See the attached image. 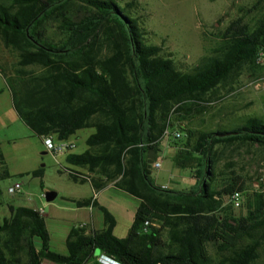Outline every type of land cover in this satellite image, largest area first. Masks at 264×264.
Wrapping results in <instances>:
<instances>
[{"label":"trees","instance_id":"1","mask_svg":"<svg viewBox=\"0 0 264 264\" xmlns=\"http://www.w3.org/2000/svg\"><path fill=\"white\" fill-rule=\"evenodd\" d=\"M259 8L264 0L249 13ZM138 13L135 0H0V44L18 56L14 73L2 71L20 119L43 140L94 129L87 150L67 156L92 176L71 171L70 178L81 184L91 178L97 191L114 184L140 200L127 237L115 236V216L100 207L104 228L73 227L67 254L51 249L38 210L10 206V216L0 218V264H103L102 256L119 264H264V176L247 195L246 214H237L230 197L247 193V182L232 163L218 171L214 151L219 144L258 146L264 161V120L231 114L222 121L230 128L193 126V115L210 108L222 88L233 90L245 69L264 72L256 63L264 14L254 24L233 21L218 46L184 71L163 44L148 42ZM168 128L184 134L169 140L177 148L174 166L197 182L189 190L153 180ZM6 177L0 144V179ZM72 201L96 205L93 198Z\"/></svg>","mask_w":264,"mask_h":264},{"label":"rangeland","instance_id":"2","mask_svg":"<svg viewBox=\"0 0 264 264\" xmlns=\"http://www.w3.org/2000/svg\"><path fill=\"white\" fill-rule=\"evenodd\" d=\"M135 1L138 14L143 17L148 31V42L163 44L165 51L173 55L178 67L184 71L192 69L203 56L218 46L222 34L233 21L243 18L245 22L254 24L264 14L262 8L249 13L258 0ZM17 62L16 52L0 44V144L8 171V177L0 179V218L10 215V206L39 211L45 209L44 216L52 236V246L59 252H66L68 230L80 219L76 217L79 211L70 199L89 198L95 194L90 183H76L70 178L71 171H81L82 168L70 165L67 156L84 153L87 150L86 140L95 130H80L65 141L54 136L56 145L70 144L75 147L60 155L48 151L44 140L34 135L15 109L6 74L14 73ZM28 70L39 71V68L29 67ZM234 89L232 92L223 90L225 98L213 102L214 109L204 117H197V123H201L200 119L203 118L207 121L220 107L234 101L236 104L246 105L238 115L248 114L264 120V72L245 69ZM256 150L253 149L254 155H248L246 148L218 147V171L226 170L228 164L232 163L249 189L244 193L242 207L236 209L237 214H246L247 195L258 189L257 181L264 176V162H258ZM161 161L162 167L154 169V177L170 185L171 179L181 175L183 171L175 168L168 158L164 157ZM35 171H42L43 175L34 176ZM16 183L22 185L21 193L10 195L8 189ZM186 185L187 183L179 186L172 184V187L182 188ZM49 192L57 193V198L48 201L46 194ZM98 193L107 209L119 219L120 226L125 223L126 218L134 220L140 205L139 199L117 187L105 188ZM95 216V229H102L104 215L99 208L95 210Z\"/></svg>","mask_w":264,"mask_h":264},{"label":"crops","instance_id":"3","mask_svg":"<svg viewBox=\"0 0 264 264\" xmlns=\"http://www.w3.org/2000/svg\"><path fill=\"white\" fill-rule=\"evenodd\" d=\"M240 81V79L238 80V82ZM238 82L237 83H235L234 85H233V87L235 88V85H237L238 84ZM223 90H226L227 92H232V91H234L235 89H233V90H231L230 89V87L229 86H226V88H222V90H221V95H220V98H216V99H214L213 100V102H216V101H220V100H222V99H224L225 98V96H224V94H223ZM212 102V103H213ZM212 103L210 104L211 105V107L210 108H208L206 111H204L203 113H197V114H194L193 115V117H194V119H193V126L194 127H201V126H204V127H207V128H209V129H211V130H216V129H219V128H230V127H232V125H226V124H224V123H222V121L223 120H225V118H227L228 117V115H231L232 114V116H240V115H238V113L241 111V110H243L244 108H245V106L246 105H240V104H236L235 103V101L234 102H231V103H229V104H227L226 106H222V107H220V109L219 110H217L215 113H213V114H211L210 115V118L207 120V121H205V119L203 118V119H200V121H201V123H197V117L199 118L200 116L201 117H204V115H206L207 113H209L210 112V110L211 109H214L212 106ZM224 109V112H226L227 113V116L226 115H223V114H220L219 115V113L218 112H220V111H222ZM232 116H230V117H232ZM243 116H248V114H246V115H243ZM256 117H258V116H256ZM260 118V117H259ZM263 119V118H262ZM176 131H179V132H181L182 133V138L180 139V140H183V132L180 130V129H175ZM174 130V131H175ZM78 133V132H77ZM218 147H222V148H236V149H239V148H246V154H252V155H254V152H253V149H257L256 151H257V154H255L256 155V158H257V160H258V162H264L262 159H261V156H260V151H259V147L258 146H254V147H252V149H251V151H249V149H248V146H242V147H236V146H229V147H227V146H225L224 144H219V145H217L216 147H215V149H214V151H215V155H216V157H218V159H219V155H218ZM161 153H160V158H159V160L157 161V163L159 162L160 164H161V166L159 167V168H161L162 167V161H161V159L162 158H168V159H170L171 161H172V163H173V157H174V155L176 154V152H177V148L174 146V145H172L171 144V142H170V140H164L163 142H162V145H161ZM156 165V164H155ZM155 165H154V169H159V168H156L155 167ZM173 165H174V163H173ZM175 167V166H174ZM176 168V167H175ZM154 169H153V180H154V182L157 184V185H159V186H161V187H167V189H169V190H174V191H183V190H189V189H191V188H193V187H195L196 185H197V182H196V180L192 177V174H191V171L190 170H182V169H180V170H182L183 171V173L181 174V175H179V176H176L175 178L173 177L172 179H171V183L172 184H174V185H181V184H186L187 183V185H186V187H182V188H180V187H172V184H170V185H168L167 183H164V182H162V181H160V180H158L157 179V177H154ZM73 172H78V173H80V174H82L83 176H92V174H90V172L87 170V169H85V168H82V170L80 171V170H75V171H73ZM91 179V178H90ZM89 179V181L88 182H86V183H90L91 184V186H92V188H93V192L95 193L94 194V196L92 197H89V198H80V199H70V201L72 202V203H74L72 200H84V199H90V198H93L95 201H96V205H90V206H85V207H78L75 203V205H76V207H77V209H78V211H79V214L78 215H76V217L77 218H80L79 219V221L78 222H75L74 223V225L72 226V227H70L69 228V230H68V233H67V237L66 238H68V235H69V233H70V231H71V229L73 228V227H78V226H81V225H85V228L87 229V233H89L90 231H92V230H97V229H95V210L97 209V208H99L100 209V207H104V208H106L107 209V207H106V205H105V203H103V201H101V195H99V191H97L94 187H93V185H92V183H91V180ZM190 179H192V181L190 182ZM109 187H115L114 186V184H109L106 188H109ZM105 189V188H104ZM103 190V189H102ZM57 196H58V194L56 193V198H57ZM54 200V199H53ZM52 200V201H53ZM49 201V200H48ZM44 215H45V209H44ZM43 215V216H44ZM115 215V214H114ZM10 216V215H9ZM9 216H7V217H9ZM44 218H45V216H44ZM115 218H116V221H117V224H116V227H115V230H114V234H115V236L116 237H118V238H125V237H127V235H128V233H129V230H130V228H131V226H132V224H133V221L134 220H130V218L128 219V218H126L125 219V223L122 225V226H120V222H119V219L116 217V215H115ZM104 226H105V224H104V219H103V227H102V229L104 228ZM48 229V228H47ZM102 229H99V230H102ZM98 231V230H97ZM51 235V234H50ZM66 241H67V239H66ZM65 246H66V242H65ZM50 247H51V249L53 250V251H55V252H58V253H61V254H67L68 253V250H67V246H66V252H59V251H57L56 249H54V247L52 246V236H51V241H50ZM38 248H40V244H38ZM43 264H58V263H55V262H53V261H50V260H47V259H44L43 260ZM103 264H107L106 262H104L103 261Z\"/></svg>","mask_w":264,"mask_h":264},{"label":"built area","instance_id":"4","mask_svg":"<svg viewBox=\"0 0 264 264\" xmlns=\"http://www.w3.org/2000/svg\"><path fill=\"white\" fill-rule=\"evenodd\" d=\"M256 63L258 65L263 66L264 65V51H261L256 59ZM182 138V133L179 131H172L171 128H168L165 132L164 139H174V140H180ZM45 146L48 151L52 152L54 155H60L68 152L69 150L73 149L75 146L70 144H62V145H56L54 142L53 136H47L44 139ZM161 164L158 162L156 163L155 167L159 168ZM167 189V187H163ZM22 185L20 183H16L14 186H11L8 191L10 195H16L21 193ZM230 202L234 205L235 208H241L244 202V193L240 191L234 192L230 197ZM39 211V210H38ZM41 215H44V210L39 211ZM80 228H84L85 225L79 226ZM102 261L106 262L107 264H119L115 260L102 256Z\"/></svg>","mask_w":264,"mask_h":264},{"label":"water","instance_id":"5","mask_svg":"<svg viewBox=\"0 0 264 264\" xmlns=\"http://www.w3.org/2000/svg\"><path fill=\"white\" fill-rule=\"evenodd\" d=\"M227 135H230V133L226 134V136ZM219 136H225V135H219ZM55 198H56V194L53 197H51V198H47V200L52 201Z\"/></svg>","mask_w":264,"mask_h":264}]
</instances>
